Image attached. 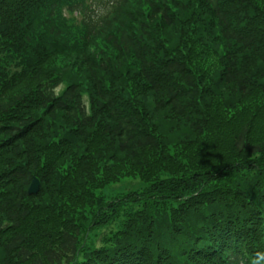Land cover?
I'll return each mask as SVG.
<instances>
[{
  "label": "trees",
  "instance_id": "obj_1",
  "mask_svg": "<svg viewBox=\"0 0 264 264\" xmlns=\"http://www.w3.org/2000/svg\"><path fill=\"white\" fill-rule=\"evenodd\" d=\"M0 264H264V0H0Z\"/></svg>",
  "mask_w": 264,
  "mask_h": 264
},
{
  "label": "rangeland",
  "instance_id": "obj_2",
  "mask_svg": "<svg viewBox=\"0 0 264 264\" xmlns=\"http://www.w3.org/2000/svg\"><path fill=\"white\" fill-rule=\"evenodd\" d=\"M62 89H63V86L59 87L56 90V92L59 93ZM84 101L87 104L86 96H84ZM140 186H141V184H140V182H138V179L127 177V179L121 180L119 183L109 185L106 189L102 190L101 194L106 198V200H111L116 195L124 193L125 191H127L130 188L131 189L132 188H138ZM112 227L115 229L116 226L112 225ZM112 227L104 228V229L99 228V229L94 230L95 231V237L92 238V240L95 243L94 244L95 247H98L102 244L101 243L102 235L104 233H106L107 231H109L110 229H112Z\"/></svg>",
  "mask_w": 264,
  "mask_h": 264
},
{
  "label": "water",
  "instance_id": "obj_3",
  "mask_svg": "<svg viewBox=\"0 0 264 264\" xmlns=\"http://www.w3.org/2000/svg\"><path fill=\"white\" fill-rule=\"evenodd\" d=\"M38 188H39L38 180L36 178H33L27 190L28 195L36 194L38 192Z\"/></svg>",
  "mask_w": 264,
  "mask_h": 264
}]
</instances>
